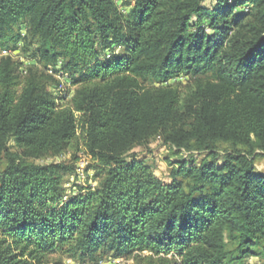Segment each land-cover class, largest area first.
Masks as SVG:
<instances>
[{
	"label": "trees",
	"instance_id": "obj_1",
	"mask_svg": "<svg viewBox=\"0 0 264 264\" xmlns=\"http://www.w3.org/2000/svg\"><path fill=\"white\" fill-rule=\"evenodd\" d=\"M125 1L0 0V46L23 39L43 66L0 59V264H264V0ZM60 59L77 84L66 106L50 89ZM181 74L185 92L169 84ZM156 136L208 158L162 180L129 159ZM80 145L99 183L66 200L74 165L37 161Z\"/></svg>",
	"mask_w": 264,
	"mask_h": 264
},
{
	"label": "rangeland",
	"instance_id": "obj_2",
	"mask_svg": "<svg viewBox=\"0 0 264 264\" xmlns=\"http://www.w3.org/2000/svg\"><path fill=\"white\" fill-rule=\"evenodd\" d=\"M216 0H205V6H213ZM229 3H235L236 0H227ZM119 8L124 12H129L131 5L125 0H117ZM249 5L238 6L237 12L248 11ZM14 32L21 33L22 36L27 35V25L21 24L15 28ZM32 46L26 47V43L23 39H19L17 42H9L0 46V59L4 56H11L18 63V70L21 74H26L30 67H37L43 69L38 59L32 57ZM122 50L121 45H115L111 49L103 53L105 58H111L115 54ZM64 60L60 59L57 67L54 69L52 66L48 68V72L52 74L57 83L50 87L53 94L56 96V100L59 98L58 105L66 106L72 99L77 89V84L73 78L61 70ZM193 77L186 74H181L177 79H173L169 84H174L182 92L193 83ZM60 84L64 85L62 91L59 90ZM10 145L14 146V141L11 140ZM227 147L222 145L220 152ZM14 150L17 148L14 146ZM76 154V156H74ZM136 157L137 160L143 161L148 164L154 174L165 180L171 182L174 169L180 168L184 162L189 164H200L204 159H207V153L197 150H178L175 147H171L163 142L161 137H153L145 145H137L131 152L130 160ZM40 164H48L52 162H66L74 165V173L66 176L65 187L66 195L65 199L77 195L79 192H85L88 188L94 189L98 186L99 178L96 176L95 163L96 161L86 153L85 148L80 145L78 149L72 148L66 150L60 155L55 157H49L46 159H39L37 161ZM256 165L259 170L264 172V157H258L256 159ZM6 162L2 163V169L5 168ZM234 244H230V248H233ZM144 251L142 254H148ZM50 264H135V258L125 256H114L111 254H103L95 261H82L77 258H73L67 254L55 253L50 256ZM249 263L255 261V257H249L247 259Z\"/></svg>",
	"mask_w": 264,
	"mask_h": 264
},
{
	"label": "built area",
	"instance_id": "obj_3",
	"mask_svg": "<svg viewBox=\"0 0 264 264\" xmlns=\"http://www.w3.org/2000/svg\"><path fill=\"white\" fill-rule=\"evenodd\" d=\"M63 89H64V85L63 84H60L59 90L62 91ZM56 101L59 102V98Z\"/></svg>",
	"mask_w": 264,
	"mask_h": 264
}]
</instances>
